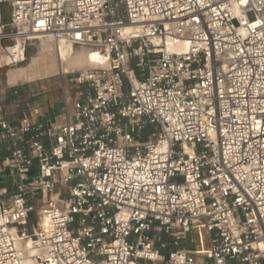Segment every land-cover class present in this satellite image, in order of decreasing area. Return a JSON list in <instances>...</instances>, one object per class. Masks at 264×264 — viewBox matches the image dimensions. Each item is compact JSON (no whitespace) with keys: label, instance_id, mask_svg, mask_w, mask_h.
I'll list each match as a JSON object with an SVG mask.
<instances>
[{"label":"built area","instance_id":"built-area-1","mask_svg":"<svg viewBox=\"0 0 264 264\" xmlns=\"http://www.w3.org/2000/svg\"><path fill=\"white\" fill-rule=\"evenodd\" d=\"M38 34L107 65L0 89V264H264V0H0L6 65Z\"/></svg>","mask_w":264,"mask_h":264},{"label":"bare ground","instance_id":"bare-ground-1","mask_svg":"<svg viewBox=\"0 0 264 264\" xmlns=\"http://www.w3.org/2000/svg\"><path fill=\"white\" fill-rule=\"evenodd\" d=\"M36 37L39 40L42 38V53L39 54V57L33 59L32 64L27 69L24 67L25 69L14 70L11 73V82H28L42 77L44 76L43 67L53 73L64 75L72 69L81 70L107 65L108 54L105 51H92L86 48L76 49L63 39L54 40L50 34H38ZM21 49V47L18 48L16 52L20 54ZM34 253L35 250L33 248L29 249V256L24 258L22 264H35L30 258Z\"/></svg>","mask_w":264,"mask_h":264},{"label":"rangeland","instance_id":"rangeland-1","mask_svg":"<svg viewBox=\"0 0 264 264\" xmlns=\"http://www.w3.org/2000/svg\"><path fill=\"white\" fill-rule=\"evenodd\" d=\"M251 18L253 17L250 15ZM42 40V38H40ZM39 40V38L33 39L28 47H27V53H26V60L19 65H6L9 62V59L7 56L2 53L0 55V65H2V68H0V89L6 85H24L25 92L23 94V98L30 101L32 104H40L41 100H52L54 102L60 101L63 95L62 90V84H64V87L66 91L70 94V96L75 97L77 95V91H79V88L76 84L69 81V75L67 74H56L51 71H48L46 67H43V73L44 76L39 77L37 79H34L32 81L23 82L20 81V83H13L10 81L11 73L16 69H23L24 67L27 69L30 64H32L33 59L39 57V54L42 53V41ZM20 45L15 46L12 48L13 52H16L18 48H20ZM76 49H90L87 47H75ZM92 51H97L96 49H90ZM41 51V52H40ZM24 68V69H25ZM10 82V83H9ZM37 92L39 95L37 97H32L33 94ZM10 97L7 99L6 103L4 104V112H10L12 110L11 104L8 102ZM38 216L35 214L31 218V224L29 226V229H34L35 225L37 224ZM192 233L188 234V238H191ZM183 247H190L189 244L185 243L183 244ZM155 264H161L160 262H156Z\"/></svg>","mask_w":264,"mask_h":264},{"label":"crops","instance_id":"crops-1","mask_svg":"<svg viewBox=\"0 0 264 264\" xmlns=\"http://www.w3.org/2000/svg\"><path fill=\"white\" fill-rule=\"evenodd\" d=\"M2 10L4 11V15L6 20H9V14L6 12V8L3 6ZM2 68V67H0ZM15 100L14 97H11L9 99V103L11 104L12 110L10 112H3V115L5 118H7L12 124H17L19 122V119L21 117V111L17 109V107L13 104V101ZM54 103V108H51L48 106V102ZM40 105L42 106V111L47 114V116H53L55 112L59 111L60 104L58 102H54L52 100H41Z\"/></svg>","mask_w":264,"mask_h":264}]
</instances>
